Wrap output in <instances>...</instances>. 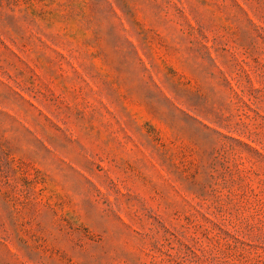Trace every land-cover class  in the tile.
Listing matches in <instances>:
<instances>
[{
  "label": "rangeland",
  "instance_id": "obj_1",
  "mask_svg": "<svg viewBox=\"0 0 264 264\" xmlns=\"http://www.w3.org/2000/svg\"><path fill=\"white\" fill-rule=\"evenodd\" d=\"M0 264H264V0H0Z\"/></svg>",
  "mask_w": 264,
  "mask_h": 264
}]
</instances>
